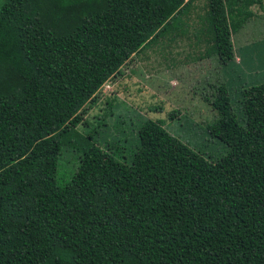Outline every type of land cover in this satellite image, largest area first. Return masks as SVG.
<instances>
[{"label":"trees","instance_id":"1","mask_svg":"<svg viewBox=\"0 0 264 264\" xmlns=\"http://www.w3.org/2000/svg\"><path fill=\"white\" fill-rule=\"evenodd\" d=\"M24 1L40 23L0 64V264H264V166L246 188L179 139L60 164L67 119L184 0Z\"/></svg>","mask_w":264,"mask_h":264},{"label":"rangeland","instance_id":"2","mask_svg":"<svg viewBox=\"0 0 264 264\" xmlns=\"http://www.w3.org/2000/svg\"><path fill=\"white\" fill-rule=\"evenodd\" d=\"M172 1L147 0L156 12ZM24 2L0 0V64L40 23ZM184 4L67 119L62 167L95 150L129 167L179 139L252 187L264 166V0H191L201 12L179 10ZM187 26L204 27L199 36L211 39L200 45ZM228 51L234 57L222 61ZM58 192L51 185L45 204ZM257 216L264 227V206Z\"/></svg>","mask_w":264,"mask_h":264},{"label":"crops","instance_id":"3","mask_svg":"<svg viewBox=\"0 0 264 264\" xmlns=\"http://www.w3.org/2000/svg\"><path fill=\"white\" fill-rule=\"evenodd\" d=\"M184 3V2H183ZM186 3H189L188 5H186ZM191 6L192 7H194L193 8V10L196 8V9H198L197 10V12H201V10L204 8V5H201V7H203V8H200V5L199 4H195V5H191V0H185V4L179 9V10H181V9H183V10H188L189 9V7H190V9H191ZM197 6V7H196ZM209 7V6H208ZM209 9H210V7H209ZM181 12H178V13H176L174 16H176L177 14H180ZM169 19V18H168ZM166 20L165 21V23L167 24L168 22H170L169 20H171V19H169V20ZM176 20H174L173 21V23L175 22ZM164 23V24H165ZM171 23V22H170ZM172 23V24H173ZM188 24H190V23H188ZM198 25H199V23H198ZM194 26V25H193ZM189 26H187L186 28H188ZM188 29H190V31H192V35H197L195 38H197V37H199V39H198V42H199V44L200 45H203V44H205L208 40H210L211 38H209L207 41L205 40V39H207V38H202V34H201V36H199V34H198V32H200V30H204V27H202V26H200V29H194V27L192 28V27H189ZM163 30V27L162 28H160L159 29V31H162ZM170 30H176V29H170ZM190 34V35H191ZM207 35V34H206ZM194 37V36H193ZM204 42V43H203ZM215 42L213 41V44H214ZM212 44V45H213ZM211 45V46H212Z\"/></svg>","mask_w":264,"mask_h":264},{"label":"bare ground","instance_id":"4","mask_svg":"<svg viewBox=\"0 0 264 264\" xmlns=\"http://www.w3.org/2000/svg\"><path fill=\"white\" fill-rule=\"evenodd\" d=\"M107 82H108V81H107ZM105 83H106V82H105ZM105 83H104V84H105Z\"/></svg>","mask_w":264,"mask_h":264}]
</instances>
